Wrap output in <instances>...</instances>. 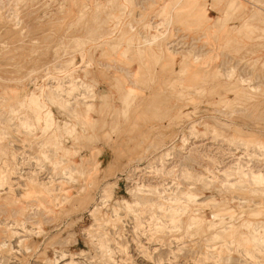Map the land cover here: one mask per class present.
Returning a JSON list of instances; mask_svg holds the SVG:
<instances>
[{
    "label": "rangeland",
    "instance_id": "rangeland-1",
    "mask_svg": "<svg viewBox=\"0 0 264 264\" xmlns=\"http://www.w3.org/2000/svg\"><path fill=\"white\" fill-rule=\"evenodd\" d=\"M251 171L264 0H0V264H264Z\"/></svg>",
    "mask_w": 264,
    "mask_h": 264
},
{
    "label": "bare ground",
    "instance_id": "bare-ground-1",
    "mask_svg": "<svg viewBox=\"0 0 264 264\" xmlns=\"http://www.w3.org/2000/svg\"><path fill=\"white\" fill-rule=\"evenodd\" d=\"M241 79V78H240ZM214 121V120H213ZM215 123V122H214ZM224 125V124H223ZM185 144V143H184ZM261 151H262V149H261ZM4 164V163H3ZM2 170V169H1ZM7 171V170H6ZM246 171V170H245ZM239 173H240V171H239ZM1 174V173H0ZM5 174V173H4ZM2 175V174H1ZM202 176V175H201ZM250 176H251V179H252V182H254L255 184L257 183V184H259V183H264V173H262V172H259V171H251L250 172ZM5 180V179H4ZM4 180H1L0 179V186H2L4 183H5V181ZM142 185V184H141ZM145 187V186H144ZM1 188V187H0ZM2 189V188H1ZM157 192H158V190H157ZM252 193V192H251ZM162 195V194H161ZM174 200V199H173ZM164 202H168L167 200H163ZM179 201V200H178ZM177 201V202H178ZM175 202V201H174ZM184 202V201H183ZM137 203V202H136ZM134 204V203H133ZM149 204V203H148ZM126 205L128 206V207H131V204L130 203H128V202H126ZM137 205V204H136ZM137 207V206H136ZM157 209H158V207H157ZM161 211H162V209H161ZM164 211H168L170 214H171V218H170V224H173L174 225V221H175V217L173 216V215H175L176 213H177V210H175L173 207H165L164 208ZM180 212V211H179ZM177 216V215H176ZM210 217L211 218H209L210 220H213V221H215V225L217 224H221L222 223V221L224 220V217H223V215L222 214H218V213H213V212H210ZM154 218H155V216H154ZM169 219V218H168ZM227 219V218H226ZM150 220H151V218H150ZM160 220V219H159ZM255 223V222H254ZM138 225V224H137ZM155 225V224H154ZM164 225V224H163ZM167 225V224H166ZM214 224H211L209 227H208V230L209 229H211V228H214V227H216V226H213ZM141 226V225H140ZM190 227V226H189ZM188 227V228H189ZM249 227L251 228L250 229V231H251V235H250V237L249 238H240L239 240H235V241H232L231 243H235L236 245H238V246H240L241 244H243L244 245V247H248V246H251V247H258V246H260V245H263L264 246V236L263 235H260V233H258V230H259V227H258V225H256V224H250L249 225ZM154 228V227H153ZM156 229V228H155ZM174 230V229H173ZM263 230V232H264V229H262ZM262 232V233H263ZM16 234V233H15ZM213 236V235H212ZM215 237V236H214ZM218 240V239H217ZM207 249V248H206ZM217 248H215V247H213V249H212V251H215L216 252V255L215 256H217V255H219V250H216ZM259 250V249H258ZM108 251V250H107ZM260 251V250H259ZM108 252H110V251H108ZM256 252V251H255ZM258 252V251H257ZM256 252V253H257ZM260 253H262V252H260ZM259 253V254H260ZM111 254H112V252H111ZM247 254V253H246ZM249 256H250V254H249ZM255 256H256V254H255ZM63 257L64 256H62L61 257V259H63ZM252 257V256H251ZM110 258H112V257H110ZM247 258V257H246ZM254 258V257H253ZM255 259V258H254ZM57 260V259H56ZM111 260V259H110ZM229 260V259H228ZM227 260V261H228ZM59 261V260H58ZM68 264H72V263H68ZM253 264V263H252ZM254 264H261L260 262H254ZM263 264V263H262Z\"/></svg>",
    "mask_w": 264,
    "mask_h": 264
}]
</instances>
